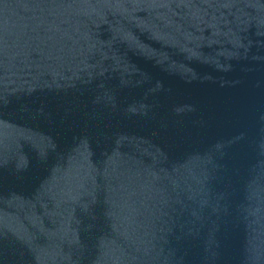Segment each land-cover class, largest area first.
Here are the masks:
<instances>
[{
	"label": "water",
	"instance_id": "obj_1",
	"mask_svg": "<svg viewBox=\"0 0 264 264\" xmlns=\"http://www.w3.org/2000/svg\"><path fill=\"white\" fill-rule=\"evenodd\" d=\"M0 264H264V0H0Z\"/></svg>",
	"mask_w": 264,
	"mask_h": 264
}]
</instances>
